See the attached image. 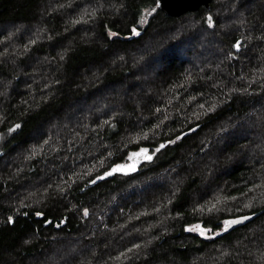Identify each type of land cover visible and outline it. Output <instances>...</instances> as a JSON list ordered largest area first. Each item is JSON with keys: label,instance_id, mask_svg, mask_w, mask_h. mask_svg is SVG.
Segmentation results:
<instances>
[{"label": "trees", "instance_id": "obj_1", "mask_svg": "<svg viewBox=\"0 0 264 264\" xmlns=\"http://www.w3.org/2000/svg\"><path fill=\"white\" fill-rule=\"evenodd\" d=\"M0 264H264V0H0Z\"/></svg>", "mask_w": 264, "mask_h": 264}, {"label": "water", "instance_id": "obj_2", "mask_svg": "<svg viewBox=\"0 0 264 264\" xmlns=\"http://www.w3.org/2000/svg\"><path fill=\"white\" fill-rule=\"evenodd\" d=\"M212 0H159V5L157 8L162 11L164 14L171 17H180L188 12H195L199 10L201 7L208 8L210 6ZM245 217L237 218L235 220H239V223L232 224L225 227L224 230L234 229L240 225L246 224L253 217H247L248 219H244Z\"/></svg>", "mask_w": 264, "mask_h": 264}, {"label": "snow or ice", "instance_id": "obj_3", "mask_svg": "<svg viewBox=\"0 0 264 264\" xmlns=\"http://www.w3.org/2000/svg\"><path fill=\"white\" fill-rule=\"evenodd\" d=\"M158 5H159V0H157V6ZM151 11L154 12L155 11V8H153ZM149 14H151V12ZM141 22H143V20ZM207 23H208V26L209 27H212L213 26V19H212L211 15H209L207 17ZM132 31L133 32H136V29L133 28ZM136 34L138 35L139 33L137 32ZM111 35H116V34L115 33H111ZM234 47H236L237 49H239L240 48V44L237 43V44L234 45ZM16 127H19V125H17ZM161 147H163V146H161ZM140 152L146 154L147 153V149H141ZM133 155L135 156V155H137V153H133ZM145 159H149L150 160L151 159V156L145 155ZM124 167L125 166H123V165H118L117 166V170H123ZM130 170H133V169H130ZM37 215H40V213H37ZM85 215H87V209H85ZM244 219H248V218L245 217ZM9 222H12V218L11 217H9ZM239 222H240L239 220H231V221H225L224 223H225L226 226H230L232 224H236V223H239ZM195 229H199L200 230V234L201 235H204V229L201 228L200 225H196L195 226ZM195 229H190V230H195Z\"/></svg>", "mask_w": 264, "mask_h": 264}, {"label": "rangeland", "instance_id": "obj_4", "mask_svg": "<svg viewBox=\"0 0 264 264\" xmlns=\"http://www.w3.org/2000/svg\"><path fill=\"white\" fill-rule=\"evenodd\" d=\"M145 155L151 156V153L147 151V153H137V155H133L127 165H125L123 170H119L122 172H130V169H133L136 165L140 164L143 161H146L148 159H145ZM134 166V167H133Z\"/></svg>", "mask_w": 264, "mask_h": 264}]
</instances>
